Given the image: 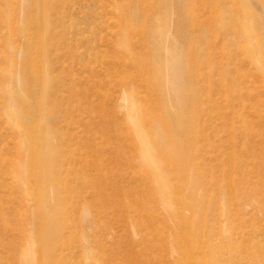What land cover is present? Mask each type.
<instances>
[{
    "label": "rangeland",
    "instance_id": "1",
    "mask_svg": "<svg viewBox=\"0 0 264 264\" xmlns=\"http://www.w3.org/2000/svg\"><path fill=\"white\" fill-rule=\"evenodd\" d=\"M46 137L57 182L28 169ZM38 207L49 264L132 260L143 221L264 259V0H0V264L41 263Z\"/></svg>",
    "mask_w": 264,
    "mask_h": 264
},
{
    "label": "bare ground",
    "instance_id": "2",
    "mask_svg": "<svg viewBox=\"0 0 264 264\" xmlns=\"http://www.w3.org/2000/svg\"><path fill=\"white\" fill-rule=\"evenodd\" d=\"M183 65H185V64H183ZM184 72H185V70H184ZM176 76H177V74H176ZM182 96H184V95H182ZM43 99L44 98L42 97V101H43ZM34 111L36 112V111H38V109H34ZM35 114H38V113H35ZM131 122H133V121H131ZM188 126H190V122H188L187 120H181L177 124L176 127H172V125H170L169 121H166L164 126H163V130H165V129L170 130L171 129V130L177 131L176 133H184L186 131V129L188 128ZM177 136H179V135H177ZM172 149H173V147H172ZM174 149H173V151H174ZM145 152H147V150H145ZM175 156H177V155H175ZM180 161H182V163L184 165V161L183 160H180ZM56 162H57V152H53L52 150H50L49 143H48V137H46L44 139V145L43 146H38V147H33L32 148L31 156H30V159H29V162H28L29 173L36 181L43 182V179L45 177V173L47 171L50 174V178L55 179L56 182H57V163ZM175 210H178V209H175ZM178 211H180V210H178ZM57 214H59V213H57V207H55L51 211L50 214L43 213L42 210H40V207H38L36 209V211H34V213H33L34 221L37 224V234H38L37 239L39 241L38 244L40 246V262H41L40 264H47V262L51 258L50 249L47 246V244H45V238H46L45 233H46L47 230H49L48 228H51V227H55L56 228L57 227V216H58ZM175 215H177V213ZM145 222L146 221H143L139 225L141 227V229L140 228L138 229L139 233H137L138 230L135 232V234L137 233L138 235H141L140 236V240H138V245H140V247L138 248L137 251H135L134 257L132 256L133 257L132 260L123 259V257H122V259H123L121 261V262H123L122 264H157L159 259H157L156 257L159 256V255L156 256V254H155L156 250H158V251L161 250L160 253L164 252L166 254V255L163 254V256H167L169 258L168 259L169 260V264H198V263L206 264L207 263L205 255L202 256L200 258V261H199L197 256L193 253L192 248L190 246H189L190 248L188 246H186V244L180 239V237L171 236L170 239L166 240L165 242H163L161 244L158 241H156V242L153 241L151 238H149L151 240L144 238V234L141 231H142L143 226L146 225ZM189 229H190V226H189ZM189 231H187V232H189ZM182 238H183V236H182ZM121 251H122V249H121ZM147 251H150V253L155 254V256H154L152 261H149L146 258ZM117 258H119V257H117ZM26 259H27V261L25 263L29 264L31 262V259L29 257L26 258ZM160 261H161V259H160ZM163 262H164V259H163ZM51 263H53V262L51 261ZM48 264H49V262H48ZM227 264H264V259H263V257H261V258H257V257L256 258H247L246 257V258H243L238 263V262H235L233 260V257L232 258L229 257L227 259Z\"/></svg>",
    "mask_w": 264,
    "mask_h": 264
}]
</instances>
